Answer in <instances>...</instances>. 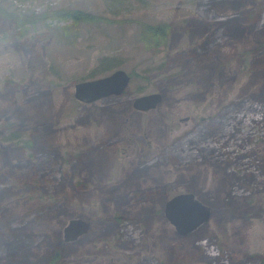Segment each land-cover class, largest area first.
I'll use <instances>...</instances> for the list:
<instances>
[{"label":"rangeland","instance_id":"obj_1","mask_svg":"<svg viewBox=\"0 0 264 264\" xmlns=\"http://www.w3.org/2000/svg\"><path fill=\"white\" fill-rule=\"evenodd\" d=\"M182 192L210 214L179 236ZM0 264H264V0H0Z\"/></svg>","mask_w":264,"mask_h":264},{"label":"water","instance_id":"obj_2","mask_svg":"<svg viewBox=\"0 0 264 264\" xmlns=\"http://www.w3.org/2000/svg\"><path fill=\"white\" fill-rule=\"evenodd\" d=\"M128 82V75L115 69L107 75L75 82L72 96L82 103L94 102L109 95H120ZM160 100L158 92L135 96L130 104L134 110L153 109ZM210 214L209 207L200 202L191 192H182L168 197L162 206V216L172 226L175 234L188 235L205 224ZM88 221L80 218L68 219L61 230L63 241H72L88 231Z\"/></svg>","mask_w":264,"mask_h":264},{"label":"trees","instance_id":"obj_3","mask_svg":"<svg viewBox=\"0 0 264 264\" xmlns=\"http://www.w3.org/2000/svg\"><path fill=\"white\" fill-rule=\"evenodd\" d=\"M114 63V59H107V58H102L101 61L99 62L98 66V71L101 72L102 70H106L109 67H112Z\"/></svg>","mask_w":264,"mask_h":264},{"label":"flooded vegetation","instance_id":"obj_4","mask_svg":"<svg viewBox=\"0 0 264 264\" xmlns=\"http://www.w3.org/2000/svg\"><path fill=\"white\" fill-rule=\"evenodd\" d=\"M100 99H101V98H100ZM183 120H185V118H184Z\"/></svg>","mask_w":264,"mask_h":264}]
</instances>
